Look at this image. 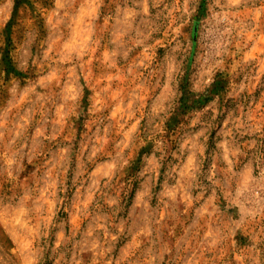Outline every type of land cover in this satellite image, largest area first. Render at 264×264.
<instances>
[{
  "label": "rangeland",
  "instance_id": "rangeland-1",
  "mask_svg": "<svg viewBox=\"0 0 264 264\" xmlns=\"http://www.w3.org/2000/svg\"><path fill=\"white\" fill-rule=\"evenodd\" d=\"M0 264H264V0H0Z\"/></svg>",
  "mask_w": 264,
  "mask_h": 264
}]
</instances>
